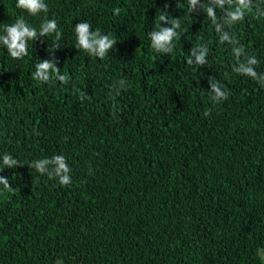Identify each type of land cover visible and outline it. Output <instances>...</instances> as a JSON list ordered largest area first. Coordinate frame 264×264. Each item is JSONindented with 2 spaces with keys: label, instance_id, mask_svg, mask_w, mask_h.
<instances>
[{
  "label": "trees",
  "instance_id": "trees-1",
  "mask_svg": "<svg viewBox=\"0 0 264 264\" xmlns=\"http://www.w3.org/2000/svg\"><path fill=\"white\" fill-rule=\"evenodd\" d=\"M263 257L264 0H0V264Z\"/></svg>",
  "mask_w": 264,
  "mask_h": 264
},
{
  "label": "rangeland",
  "instance_id": "rangeland-1",
  "mask_svg": "<svg viewBox=\"0 0 264 264\" xmlns=\"http://www.w3.org/2000/svg\"><path fill=\"white\" fill-rule=\"evenodd\" d=\"M13 47H14V45L12 46V48H13ZM12 48H11V49H12ZM5 51L8 52L9 50H5ZM263 259H264V257H263ZM55 264H62V262H61L60 260H57Z\"/></svg>",
  "mask_w": 264,
  "mask_h": 264
}]
</instances>
